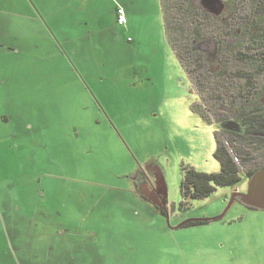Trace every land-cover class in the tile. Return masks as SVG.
Wrapping results in <instances>:
<instances>
[{"label": "rangeland", "instance_id": "obj_1", "mask_svg": "<svg viewBox=\"0 0 264 264\" xmlns=\"http://www.w3.org/2000/svg\"><path fill=\"white\" fill-rule=\"evenodd\" d=\"M192 1L231 25L227 46L253 58L235 70L252 72L247 0L227 18L228 0ZM199 103L160 0H0V264H264V210L234 188L183 204V168L220 172Z\"/></svg>", "mask_w": 264, "mask_h": 264}, {"label": "trees", "instance_id": "obj_2", "mask_svg": "<svg viewBox=\"0 0 264 264\" xmlns=\"http://www.w3.org/2000/svg\"><path fill=\"white\" fill-rule=\"evenodd\" d=\"M240 1L226 2L225 18L239 9ZM160 2L168 42L200 99L193 111L219 130L214 158L220 172L182 169L181 193L187 205L209 198L218 188L238 187L264 169V0H247L250 13L237 29L243 35L236 39L262 50L252 72L235 70L238 59L253 58L227 46L232 36L227 21L224 25L211 13L199 11L192 0ZM210 41L215 45L212 52L208 51ZM204 224L197 221L188 227Z\"/></svg>", "mask_w": 264, "mask_h": 264}, {"label": "water", "instance_id": "obj_3", "mask_svg": "<svg viewBox=\"0 0 264 264\" xmlns=\"http://www.w3.org/2000/svg\"><path fill=\"white\" fill-rule=\"evenodd\" d=\"M159 183L161 184V182H159ZM247 185L248 186H247L246 192H239L238 187L235 188V190L232 192V194H233L232 195V199H233V197L234 198L240 197V199L246 205H248L250 207H253L255 209L264 210V169L259 171V172H257L252 178H250ZM165 197L167 199L166 193H165ZM231 203H232V200L227 205L226 211L228 210V208L231 205ZM222 216L214 218V219H200V220L191 219V220H187L186 222H190V221L197 222V221H200L202 223H209L212 220L220 219ZM186 222H184V223H186ZM183 224H181V225H183Z\"/></svg>", "mask_w": 264, "mask_h": 264}, {"label": "flooded vegetation", "instance_id": "obj_4", "mask_svg": "<svg viewBox=\"0 0 264 264\" xmlns=\"http://www.w3.org/2000/svg\"><path fill=\"white\" fill-rule=\"evenodd\" d=\"M152 178H153V174L148 175L146 172H143L142 178L140 179V181H138V187L136 190L138 191V195L143 200H147V201L154 203V205H156V207L160 209L166 205L165 190L162 187V184H160L159 182L157 183L153 182L151 180ZM235 188L237 187H234V189ZM238 189H239V186H238ZM246 190L243 192H246ZM239 192H242V191H240L239 189ZM246 206L252 210H256L253 207H250L248 205Z\"/></svg>", "mask_w": 264, "mask_h": 264}, {"label": "built area", "instance_id": "obj_5", "mask_svg": "<svg viewBox=\"0 0 264 264\" xmlns=\"http://www.w3.org/2000/svg\"><path fill=\"white\" fill-rule=\"evenodd\" d=\"M117 13H118V24L121 26L127 25L128 22L124 10L120 8Z\"/></svg>", "mask_w": 264, "mask_h": 264}]
</instances>
